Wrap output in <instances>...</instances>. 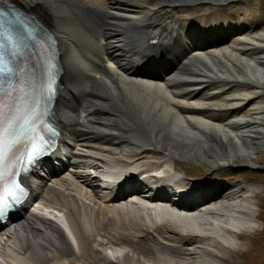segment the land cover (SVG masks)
<instances>
[{"label":"bare ground","instance_id":"bare-ground-1","mask_svg":"<svg viewBox=\"0 0 264 264\" xmlns=\"http://www.w3.org/2000/svg\"><path fill=\"white\" fill-rule=\"evenodd\" d=\"M19 2L53 28L70 74L73 91L66 96L81 95L88 110L73 112L62 101L73 140L71 161L58 180L34 183L37 213L3 232L7 239H0V250L9 253L0 264H229L237 240L256 232L253 192L210 182L194 187L186 179L182 190L170 188L181 184L176 160L199 158L217 173L239 159L250 162L264 147L259 0H71L66 8L63 0ZM196 6L208 10L188 14ZM246 21L251 23L237 28ZM196 27L209 39L228 28L238 33L204 50L173 53L179 70L162 84L129 76L133 66L126 59L135 67L151 40L201 47ZM166 175H172L170 188L163 187ZM136 177L142 180L138 191L120 197L133 184L116 193L118 180ZM152 181L175 201L145 191L144 182ZM203 199L208 201L196 206ZM29 235L37 240L19 257L30 248ZM99 247L110 249L115 261L101 256Z\"/></svg>","mask_w":264,"mask_h":264},{"label":"rangeland","instance_id":"rangeland-1","mask_svg":"<svg viewBox=\"0 0 264 264\" xmlns=\"http://www.w3.org/2000/svg\"><path fill=\"white\" fill-rule=\"evenodd\" d=\"M260 1L261 0H259V2ZM196 8H200V7H196ZM206 10L208 9L206 8L205 11ZM263 10H262V18H264ZM200 14H198V16ZM230 164H232L231 168H228L229 165H227V167L225 168L226 170L224 169L223 171L219 172L220 173L219 177L224 178L221 181L227 186H234V187L242 186L250 189L254 195L252 202H254V205H256L257 207V208L255 207V209L258 217L257 219H255V224H252V226L255 227L256 232L251 235V238L249 240H245V241L237 240L238 242V243L236 242L237 250L233 254L232 261H230L229 264H264V147L260 149L258 152H256L250 158V162L247 161L242 162L239 159L238 161H235ZM181 166L183 170L190 175H195V174L202 175L204 173L202 171L205 170L207 166L209 167V169L211 168L213 171L211 176L215 173L214 172L215 169L210 164V162L201 160L199 158H187L186 161L181 164ZM36 216H40V215L38 214ZM28 233H31V231L28 229L25 230V234L27 235ZM65 246L66 247L63 248L64 250H67V252H65V255H69L70 247L68 245ZM99 248L101 249L100 251L101 256L105 255L107 257H110L109 252H107L106 249L101 247ZM119 250L120 249H118V251ZM58 254H62V253H58ZM117 255L122 256V254L120 253H117ZM0 258H1V254H0Z\"/></svg>","mask_w":264,"mask_h":264},{"label":"snow or ice","instance_id":"snow-or-ice-1","mask_svg":"<svg viewBox=\"0 0 264 264\" xmlns=\"http://www.w3.org/2000/svg\"><path fill=\"white\" fill-rule=\"evenodd\" d=\"M6 198L2 193H0V207H2L5 204Z\"/></svg>","mask_w":264,"mask_h":264}]
</instances>
